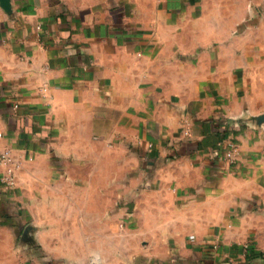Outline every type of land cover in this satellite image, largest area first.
Returning a JSON list of instances; mask_svg holds the SVG:
<instances>
[{"label": "crops", "instance_id": "0c3cea01", "mask_svg": "<svg viewBox=\"0 0 264 264\" xmlns=\"http://www.w3.org/2000/svg\"><path fill=\"white\" fill-rule=\"evenodd\" d=\"M0 152V264L47 200L106 264H264V0L0 6Z\"/></svg>", "mask_w": 264, "mask_h": 264}, {"label": "rangeland", "instance_id": "374dc122", "mask_svg": "<svg viewBox=\"0 0 264 264\" xmlns=\"http://www.w3.org/2000/svg\"><path fill=\"white\" fill-rule=\"evenodd\" d=\"M62 203L47 200L44 202L45 209L40 208V202L37 206L35 204L33 222L25 227L19 239L17 254L23 260L19 261L20 264H106L105 258H120L123 255L121 251L106 245L104 233L92 234L91 238L90 233L62 232L64 228L72 227L75 219L60 216L58 207ZM117 209L120 210L119 207ZM42 210L46 214L45 227L40 225ZM122 225V220H119L117 228L121 235Z\"/></svg>", "mask_w": 264, "mask_h": 264}, {"label": "built area", "instance_id": "2783aa9c", "mask_svg": "<svg viewBox=\"0 0 264 264\" xmlns=\"http://www.w3.org/2000/svg\"><path fill=\"white\" fill-rule=\"evenodd\" d=\"M16 108H18V106H15ZM227 157L229 159L232 158V153L229 152L227 154ZM11 162V153L10 152H0V164H4V163H9ZM6 183L13 187L15 185V179L13 176H10L7 180H6Z\"/></svg>", "mask_w": 264, "mask_h": 264}, {"label": "water", "instance_id": "95a60500", "mask_svg": "<svg viewBox=\"0 0 264 264\" xmlns=\"http://www.w3.org/2000/svg\"><path fill=\"white\" fill-rule=\"evenodd\" d=\"M11 5H12V0H0V6L7 12H11ZM248 123L245 119H238L234 122V124H245Z\"/></svg>", "mask_w": 264, "mask_h": 264}, {"label": "trees", "instance_id": "16d2710c", "mask_svg": "<svg viewBox=\"0 0 264 264\" xmlns=\"http://www.w3.org/2000/svg\"><path fill=\"white\" fill-rule=\"evenodd\" d=\"M220 134V133H219ZM218 134V136H219ZM202 146V144H198L197 147H195L194 145H185L182 147V152H191V151H195L196 149H199Z\"/></svg>", "mask_w": 264, "mask_h": 264}]
</instances>
